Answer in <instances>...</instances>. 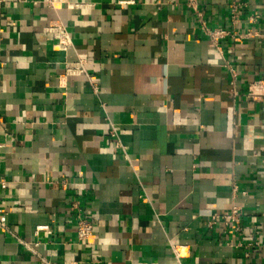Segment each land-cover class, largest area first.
Returning a JSON list of instances; mask_svg holds the SVG:
<instances>
[{"label": "crops", "instance_id": "obj_1", "mask_svg": "<svg viewBox=\"0 0 264 264\" xmlns=\"http://www.w3.org/2000/svg\"><path fill=\"white\" fill-rule=\"evenodd\" d=\"M197 6L219 49L185 0H0V264H264V0Z\"/></svg>", "mask_w": 264, "mask_h": 264}, {"label": "built area", "instance_id": "obj_2", "mask_svg": "<svg viewBox=\"0 0 264 264\" xmlns=\"http://www.w3.org/2000/svg\"><path fill=\"white\" fill-rule=\"evenodd\" d=\"M47 4L51 6L53 9H57L60 4L63 2V0H46ZM198 0H185L186 5L193 10V13L195 14L197 22L200 24L202 31L204 34H206L210 40L216 45V47L219 49V41L224 38L225 36L231 34V30H227L224 28H211L207 25L202 12L198 9L197 6ZM236 7H232L231 11V23L232 25L236 24L238 22ZM258 20V15L254 13L253 15H250L248 17V21L250 23H254ZM44 31L52 36V38L60 45H68L70 42V36L69 32L67 31L65 25L60 21H54L44 27ZM233 34V33H232ZM231 34V35H232ZM249 35V33H246ZM254 35H257V32L253 33ZM85 60L84 59H77L75 61H66L64 65V73L66 75H79V74H87L85 69ZM89 82L93 86L95 90H97L96 83H94L91 80V77L89 75H86ZM247 96L252 99L256 100L260 97H264V81L262 80H255L252 81L247 90ZM110 135L112 137H116L117 133L115 132V127L111 124L110 125ZM116 145H118V142H116ZM1 187H5V182H1ZM243 194H245V191H242ZM226 223H234L236 225H239V211L238 208L235 206H232L227 213V215L224 216ZM216 219H218V215L214 214L209 221V225H211ZM47 225H41L37 227V230H47ZM93 221L86 218V217H78L77 223H76V237L78 240H86L92 233H93ZM0 233H12L10 229L8 228L7 221H6V215L2 213L0 210ZM23 245L26 247H29L27 243L20 241ZM186 247L181 244H174L170 246L172 259L171 261H168L167 263H159L154 261H143L139 264H183L182 258L185 255ZM63 264H74V262L69 261H63Z\"/></svg>", "mask_w": 264, "mask_h": 264}]
</instances>
